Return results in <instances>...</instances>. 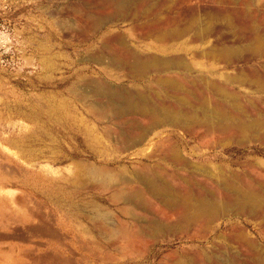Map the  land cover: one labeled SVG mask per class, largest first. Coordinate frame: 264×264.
Returning <instances> with one entry per match:
<instances>
[{
	"label": "bare ground",
	"instance_id": "bare-ground-1",
	"mask_svg": "<svg viewBox=\"0 0 264 264\" xmlns=\"http://www.w3.org/2000/svg\"><path fill=\"white\" fill-rule=\"evenodd\" d=\"M193 1L96 0L101 13L92 21L95 31L116 23L133 27L125 35L108 30L101 41L109 60H92L126 71L133 81L154 80L143 90L86 80L106 120L118 123V130L107 131L114 146L122 153L136 150L141 159L130 173L83 165V184L103 176L110 189L129 186L118 189L114 200L125 205L122 214L138 220L132 231L107 226V214L91 217V223L101 235H127L138 249L174 234L192 243L162 264H264V167L254 161L232 170L209 161V153L197 163L180 149L188 145L186 135L198 149L264 144V0H212L218 11H198ZM240 63L252 66L226 72ZM164 127L183 134L162 137V130L151 138ZM81 128L89 149L98 148ZM132 208L147 215L159 210L162 220L139 218ZM203 241L209 246L198 244Z\"/></svg>",
	"mask_w": 264,
	"mask_h": 264
},
{
	"label": "rangeland",
	"instance_id": "rangeland-1",
	"mask_svg": "<svg viewBox=\"0 0 264 264\" xmlns=\"http://www.w3.org/2000/svg\"><path fill=\"white\" fill-rule=\"evenodd\" d=\"M96 6V0H0V264H162L173 252L192 247L183 235L174 234L147 237V246L133 248L127 235L102 236L92 226L91 217L101 214L108 215L107 226L129 231L138 220L122 214L125 205L114 200L118 189L130 187L110 189L111 181L103 176L90 177L84 185L83 165L130 173L141 159L136 150L122 153L114 146L107 131L118 130V123L106 120L86 80L115 90H143L154 80L133 81L126 71L92 60H109L101 41L108 30L125 35L133 27L116 23L95 31ZM191 6L220 9L212 0H194ZM250 66L240 63L226 72H246ZM81 126L100 143L98 148L85 144ZM162 130V137L182 133L164 127L151 138ZM184 139L188 145L180 149L194 162L205 163L209 153V161L232 170L254 161L264 167L262 143L198 149L191 136ZM134 209L139 218L162 220L159 210L147 215ZM198 244L209 246L207 241Z\"/></svg>",
	"mask_w": 264,
	"mask_h": 264
}]
</instances>
